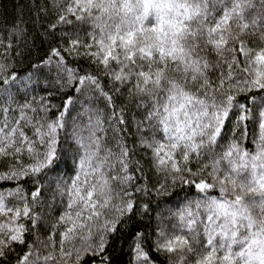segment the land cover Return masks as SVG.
I'll list each match as a JSON object with an SVG mask.
<instances>
[{
	"label": "snow or ice",
	"instance_id": "1",
	"mask_svg": "<svg viewBox=\"0 0 264 264\" xmlns=\"http://www.w3.org/2000/svg\"><path fill=\"white\" fill-rule=\"evenodd\" d=\"M0 264H264V0H21Z\"/></svg>",
	"mask_w": 264,
	"mask_h": 264
},
{
	"label": "trees",
	"instance_id": "2",
	"mask_svg": "<svg viewBox=\"0 0 264 264\" xmlns=\"http://www.w3.org/2000/svg\"><path fill=\"white\" fill-rule=\"evenodd\" d=\"M28 3H31L32 0H27ZM21 3V0H0V31L3 30L4 25V19L7 18L8 20H11L13 14H14V8L16 5ZM47 45L41 44L40 39L36 40V43L34 46H32V50L29 57L24 58V62L20 65V68L22 69L21 75L24 74L25 71H27L30 68V63H37L38 58L43 59L44 54L46 52ZM30 61V63H29ZM46 71V69H45ZM100 107H104L103 102H100ZM251 127H249V141L245 144L246 147L252 148L251 143ZM129 145H131L132 141L131 138L128 140ZM147 202V201H144ZM154 215V214H153ZM137 224H140L142 227L148 226V217H143L141 220L139 217L135 218L132 222V226L135 227ZM136 230H139L138 228ZM126 231H128L126 229ZM125 250H127V239L124 243ZM123 259H127V255L123 257Z\"/></svg>",
	"mask_w": 264,
	"mask_h": 264
},
{
	"label": "rangeland",
	"instance_id": "3",
	"mask_svg": "<svg viewBox=\"0 0 264 264\" xmlns=\"http://www.w3.org/2000/svg\"><path fill=\"white\" fill-rule=\"evenodd\" d=\"M251 131H252V129H251ZM252 147H253V145H252Z\"/></svg>",
	"mask_w": 264,
	"mask_h": 264
}]
</instances>
